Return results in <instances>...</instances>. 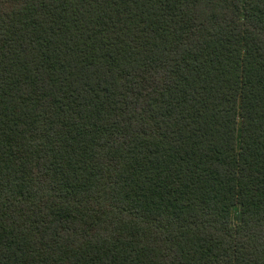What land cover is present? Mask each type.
Masks as SVG:
<instances>
[{"label": "trees", "instance_id": "trees-1", "mask_svg": "<svg viewBox=\"0 0 264 264\" xmlns=\"http://www.w3.org/2000/svg\"><path fill=\"white\" fill-rule=\"evenodd\" d=\"M0 264H264V0H0Z\"/></svg>", "mask_w": 264, "mask_h": 264}]
</instances>
